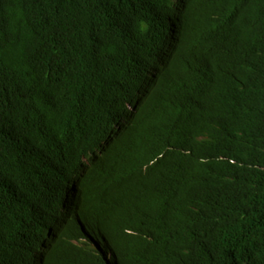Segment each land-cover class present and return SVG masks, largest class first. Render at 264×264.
<instances>
[{
  "label": "trees",
  "instance_id": "obj_1",
  "mask_svg": "<svg viewBox=\"0 0 264 264\" xmlns=\"http://www.w3.org/2000/svg\"><path fill=\"white\" fill-rule=\"evenodd\" d=\"M179 1L0 0V264H264V0Z\"/></svg>",
  "mask_w": 264,
  "mask_h": 264
},
{
  "label": "clouds",
  "instance_id": "obj_2",
  "mask_svg": "<svg viewBox=\"0 0 264 264\" xmlns=\"http://www.w3.org/2000/svg\"><path fill=\"white\" fill-rule=\"evenodd\" d=\"M158 61H159L158 59L154 60V62L151 64V66L145 71L144 76L148 72L151 76L154 73V71L161 66V63L159 62V65L157 66V68L154 71H150V68ZM139 85L143 86L144 83H141ZM140 86H138V87H140ZM134 93L131 95H128L122 109L117 114V115H119L118 122H117L115 128L112 129L111 136L117 131V128L120 124L127 121L129 118H131L132 116H134L137 113V111H138V106H137L138 98L136 97V105L133 108V110L131 111L130 116L126 117L125 120L121 121V119L123 117H125V115H126L125 107L127 105V102L130 100H132V101L134 100ZM115 116H113V117H115ZM113 117L102 126L100 139L94 143H88L86 148L82 149V151L80 153V156L78 159V166L79 167L77 168V171L74 173V177H73L74 186H75V189L77 191L76 198L79 199L78 205H77V202L75 203L77 205V208L74 211L77 212L79 215H83L86 212H90L92 207H93V205H92L93 204V196H92V190H91L90 176L93 173L96 165L102 161L104 155L108 152V150L110 148V139H109L108 144L101 150V152L95 158V154H97V150L100 147L102 140H103V130L107 126L108 122L113 120ZM77 199H76V201H77ZM83 208H85V210H86L85 212L81 211V209H83ZM69 213L66 214L64 220L61 221L60 223H68L67 220H68ZM131 233L132 232H130L129 234H131ZM56 255L57 254H55L52 250L48 249L42 256H37L31 260L30 259L27 260L26 264H33V263H45V264H47V263H50Z\"/></svg>",
  "mask_w": 264,
  "mask_h": 264
},
{
  "label": "bare ground",
  "instance_id": "obj_3",
  "mask_svg": "<svg viewBox=\"0 0 264 264\" xmlns=\"http://www.w3.org/2000/svg\"><path fill=\"white\" fill-rule=\"evenodd\" d=\"M182 1L183 0H180L179 3L181 4ZM170 18H171V21L169 22V25H168V28H167V39H166V44L164 46V50L163 51H166L168 49V47L170 46V44H171V36H172V34L174 32V27H175V24H176L175 17H173V18L170 17ZM159 62L160 61L156 62L150 68V71H154L157 68V66L159 65ZM149 78H150V74L148 72L138 83L139 84L146 83ZM142 88H143V86H140V88L135 91L134 100L133 101L130 100V101L127 102V105L125 107L126 115H125V117H123L121 119V121L125 120L126 117L130 116L131 111L133 110V108L136 105V97L135 96H137L139 94V92L141 91ZM118 117H119V115H116L115 117H113V120L108 122L107 126L104 128V130H103V140H102V143H101L100 147L97 150V154H95V158L98 156V154L101 152V150L108 144L109 139L111 137L112 129L115 128V126H116V124L118 122ZM81 211L85 212L86 210H85V208H83V209H81ZM62 235H63L62 233L56 232L55 235L52 236V240L54 241L53 242L54 244L51 247L53 248V250L59 251V250L62 249L63 244L59 246V243L61 242Z\"/></svg>",
  "mask_w": 264,
  "mask_h": 264
}]
</instances>
